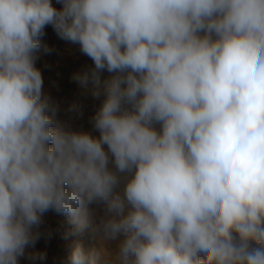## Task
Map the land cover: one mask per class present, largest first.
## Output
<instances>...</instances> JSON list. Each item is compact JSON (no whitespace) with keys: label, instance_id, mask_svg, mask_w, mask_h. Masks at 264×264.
Wrapping results in <instances>:
<instances>
[{"label":"clouds","instance_id":"clouds-1","mask_svg":"<svg viewBox=\"0 0 264 264\" xmlns=\"http://www.w3.org/2000/svg\"><path fill=\"white\" fill-rule=\"evenodd\" d=\"M56 3L0 0V264L46 259L48 211L98 241L65 264H264V0ZM48 26L98 135L43 90Z\"/></svg>","mask_w":264,"mask_h":264},{"label":"rangeland","instance_id":"rangeland-1","mask_svg":"<svg viewBox=\"0 0 264 264\" xmlns=\"http://www.w3.org/2000/svg\"><path fill=\"white\" fill-rule=\"evenodd\" d=\"M56 7L61 5L53 0ZM46 35L42 37L41 49L38 52L37 67L43 76V90L50 94L60 104V117L67 120L74 130H86L98 135L89 123L100 101L92 97L90 90H84L73 80V75L82 72L92 61L83 55L78 44H70L60 40L51 26L46 27ZM51 51H45L43 45ZM108 73H103L102 78ZM73 102L83 106L82 115L69 113L67 109ZM42 236L36 244V250L45 251L47 257L44 261H30L21 258L19 264H65L66 257L71 249L79 243L85 252L98 247L97 238L89 228L77 231L76 226L69 223L65 215L48 211L42 217ZM51 233L50 237L48 233ZM106 254L111 252L105 249Z\"/></svg>","mask_w":264,"mask_h":264}]
</instances>
